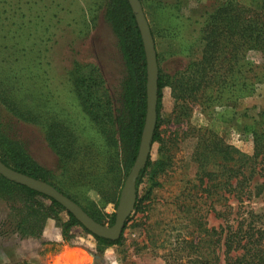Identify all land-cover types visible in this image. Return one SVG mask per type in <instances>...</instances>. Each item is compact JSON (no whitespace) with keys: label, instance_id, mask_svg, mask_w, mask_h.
<instances>
[{"label":"rangeland","instance_id":"obj_1","mask_svg":"<svg viewBox=\"0 0 264 264\" xmlns=\"http://www.w3.org/2000/svg\"><path fill=\"white\" fill-rule=\"evenodd\" d=\"M4 1L16 4V0ZM230 1L237 6L250 4V0H142L157 67L165 83L158 128L163 145L153 143L149 156L152 162L162 158L168 163L164 172L143 179L137 191L143 201L138 206L133 190L128 193L129 216L119 242L101 247L77 226L70 230L72 241L65 245L54 221L48 220L39 239L0 237V264H183L185 252L181 249L192 232L188 218L197 211L204 215L207 206L216 201V212H221L228 224L242 222L264 233V160L257 161L254 172L250 171L252 160L241 163L244 177L240 179V194L232 191L222 197L206 196L197 188L199 160L205 170H217L221 146L243 160L252 158V134L264 112V68L258 69L262 67L259 54L249 50L238 61H226L223 58L228 52H220L213 67L202 76L204 42L200 27H189L190 18L201 21ZM1 3L0 130L6 138L18 142L37 164L54 169L57 158L46 141L49 128L55 135L61 125L70 127L76 139L73 158L67 162L73 180L67 178L65 187L60 186L83 206L87 202L104 203V183L95 186L92 178L105 176L108 150L96 127L81 112L61 69L62 64L74 60L96 68L114 114L120 108L121 87L129 72L118 41L102 15L100 0H56L60 4L56 7L58 17L66 14L61 23L55 17L45 19L42 0H24L23 8L17 11ZM40 15L46 29L41 44ZM34 24L37 27H32ZM20 26L26 29L23 33L17 31ZM81 29L84 35L78 33ZM15 36L27 39L17 37L14 41L11 37ZM71 38L77 41L69 46ZM13 44L25 51H13ZM5 99L14 108H25L28 121L5 110ZM235 182H230L232 188ZM186 207L192 208L188 217L182 212ZM116 209L108 204L103 211L112 214ZM8 216L0 200V222ZM60 217L67 219L65 214ZM223 219L214 214L202 217L207 228L216 230Z\"/></svg>","mask_w":264,"mask_h":264},{"label":"trees","instance_id":"obj_2","mask_svg":"<svg viewBox=\"0 0 264 264\" xmlns=\"http://www.w3.org/2000/svg\"><path fill=\"white\" fill-rule=\"evenodd\" d=\"M0 1L2 2L1 5L13 6L10 2ZM42 2L45 19L46 17L49 19L55 17L57 23L65 21L66 14H63L61 18L56 14V7L60 6L56 3V0H42ZM139 2L142 5V0H139ZM24 4V0H16V4L12 9L17 11L23 8L21 5ZM100 6L105 21L118 41L120 52L129 72L121 87L122 96L118 100L121 102L120 108H117L114 114L112 100L107 95L108 92L104 87L102 76L96 68L74 60L68 64H62L61 69L81 112L96 127V131L101 135L100 137L108 150V167L105 176L100 180L92 178L95 186L98 182L104 183L103 197L105 202L100 203V205L87 202L83 206L69 194H66L61 187H65L63 182L67 178L70 181L73 180L67 162H70L73 158L76 139L68 126L61 125L55 135V132H50L52 129L49 128V135L46 137V141L57 158L54 169H45L37 164L18 142L6 138L2 130H0V161L19 174L51 185L63 196L77 204L93 221L103 226L106 224L111 226L114 222L115 213L107 214L103 210L108 204H113L114 209H116L121 188L136 159L144 126L146 60L140 32L127 0H100ZM61 11H65V9L62 7ZM39 19L43 23L41 44L46 29L44 18L40 15ZM191 19L189 27L199 26L198 32H200L204 42L202 76L208 68L213 67L216 55L223 51L228 52L227 57L223 58L224 60L238 61L244 56L245 51L250 50L261 57L262 67L258 69L264 68V0H250L247 7L237 6L230 1L216 7L210 14L203 16L201 21H192ZM90 22L91 20L87 24ZM32 27L37 26L34 24ZM85 27L84 24L83 28L85 29ZM25 30L20 26L17 31L23 33ZM78 33L84 35L85 30L81 29ZM17 37L27 39L22 36L11 37V39L16 41ZM69 41L70 46L71 43L77 40L71 38ZM11 46L13 51H25L19 44ZM7 50L10 51V49ZM16 82L18 83V81ZM164 86L165 83L158 68L157 120L151 146L153 143L163 145L158 128L160 126L161 98ZM2 103L6 108L5 110L9 111L14 117L23 122L28 121L27 116L29 113L23 111L25 108H14L10 106L6 99ZM263 126L264 112L261 114L257 128L252 134L253 155L251 159L243 160L236 152L234 154L237 156H233L231 149L221 146L218 149L220 156L217 170H205L202 161L199 160L198 175L200 181L197 188L201 193L206 194V196L217 194L220 197L223 193L227 194L232 191L240 194L242 191L240 179L244 177L243 164L241 163L246 164V162L252 160L250 171L254 172L257 161L263 162L264 160ZM117 133L119 136H117ZM167 163V159L161 158L152 162L150 156L148 157L134 184L135 207L143 201V199L138 198L137 194L138 187L142 184L143 179L146 176H156L164 172ZM233 179L236 181L234 188L230 184ZM217 180L219 181L216 182ZM0 200L5 203L9 212L7 219L0 222V237L16 235L20 239H39L47 221L52 220L59 230L61 242L65 245H69L72 241L70 230L77 226L81 227L101 247L116 245L121 238L120 236L117 241H109L90 234L70 213L66 212L62 206L51 198L6 180L1 176ZM215 203H210L207 206L205 214L206 216L214 214L215 217L223 219V214L216 212ZM188 207L182 211L186 217H188L189 211L192 210ZM61 214L66 215L67 219L65 221L61 219ZM205 214H199V211H197L192 214V217L188 218L192 232L190 234L191 238L183 242L185 245L181 249L185 252L182 257L185 259L183 264H215L221 261L224 264H264V233L262 231L245 226L242 222H237L235 226H232L228 224L226 218L223 219L217 230L214 228L209 229L202 220L203 216L205 218ZM202 244L212 245V248L209 246L203 249V247H200Z\"/></svg>","mask_w":264,"mask_h":264},{"label":"water","instance_id":"obj_3","mask_svg":"<svg viewBox=\"0 0 264 264\" xmlns=\"http://www.w3.org/2000/svg\"><path fill=\"white\" fill-rule=\"evenodd\" d=\"M127 2L134 14L135 22L140 32L146 60V113L138 153L121 188L113 224L107 227L96 223L77 204L63 196L51 185L19 174L3 165L0 161L1 177L51 198L62 206L66 212L70 213L90 234L109 241H117L120 238L127 222L129 216V209L126 205L128 193L131 190L134 192V184L149 157L157 120L158 67L153 39L139 0H127Z\"/></svg>","mask_w":264,"mask_h":264},{"label":"bare ground","instance_id":"obj_4","mask_svg":"<svg viewBox=\"0 0 264 264\" xmlns=\"http://www.w3.org/2000/svg\"><path fill=\"white\" fill-rule=\"evenodd\" d=\"M71 258H72V257H71ZM71 258H70V260H74V259H71ZM74 262H75V261H74ZM74 262H72V263H74ZM75 264H78V263H75ZM80 264H81V263H80Z\"/></svg>","mask_w":264,"mask_h":264}]
</instances>
